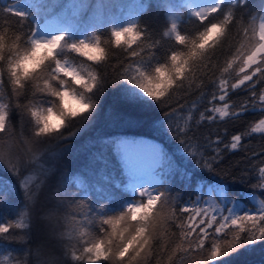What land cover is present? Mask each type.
<instances>
[{
  "label": "snow or ice",
  "instance_id": "obj_1",
  "mask_svg": "<svg viewBox=\"0 0 264 264\" xmlns=\"http://www.w3.org/2000/svg\"><path fill=\"white\" fill-rule=\"evenodd\" d=\"M157 5L166 13L160 32L142 23L151 7L148 0H134L128 6L131 10L119 5V11L105 0H14L0 6L5 20L15 18L9 23L11 35L0 28V89H10L9 102H0V140L12 142L7 151H0V165L16 181L0 176V201L12 196L17 186L25 197V208L15 219L0 221V239L26 243L33 209L50 181L57 184L50 193L55 206L41 212L40 219L59 221V206L88 207L87 212L70 214L77 228L63 255L38 264H60L62 259L68 264H197V257L199 264H215L240 247L264 241V198L249 195L253 202L249 207L230 198L220 184L200 187L202 192L207 188L206 200L173 196L172 181L191 184L192 177L151 140L115 142L119 176L109 170L103 152L93 154L91 163L99 167L88 175L59 176L56 167L44 161L48 152L37 154L35 145L54 135L70 139L78 134L79 128L69 129L67 135L61 131L66 121L92 119L94 98L103 94L109 68L118 76L113 84L128 86L123 89L126 102H154L161 109L164 120L154 130L159 133L166 126L202 171L214 172L225 152L247 151L244 141L253 134L264 140V14L246 15L245 0H216L210 7L199 8L193 0H160ZM186 9H195L190 13V27L185 22ZM109 29V38L102 40L100 34ZM238 91L246 99L229 103L231 94ZM174 96L178 98L169 103ZM49 97L60 99L63 112L55 111V100ZM13 107L21 124L31 125L28 135L22 131L17 137L10 125ZM185 108L187 119L174 127L173 117ZM256 109L257 122L232 134L228 142L205 137L204 145L190 143L194 129L204 122L215 123L217 116L221 121L239 120ZM115 114L130 124L139 123L132 112ZM45 118L46 127L38 129ZM17 144L20 151L14 154ZM200 147L205 150L201 152ZM248 162L250 174L258 173L252 188L264 197V152H253ZM73 187L70 200L67 192ZM61 192L65 195L59 198ZM124 192L134 197L114 212L108 205ZM90 195L96 206L88 201ZM29 256L26 251L23 259H17L9 252L0 264H30Z\"/></svg>",
  "mask_w": 264,
  "mask_h": 264
},
{
  "label": "trees",
  "instance_id": "obj_2",
  "mask_svg": "<svg viewBox=\"0 0 264 264\" xmlns=\"http://www.w3.org/2000/svg\"><path fill=\"white\" fill-rule=\"evenodd\" d=\"M5 0H0V6ZM151 7L143 15L142 23L147 24L154 32H160L166 23V13L163 9L159 8L153 0L149 2ZM247 8L245 9L246 15H261L264 11V0H245ZM3 13H0V28L8 32L9 23H14L15 18H11V21L4 19ZM185 22L190 25V17L185 16ZM258 23V21H257ZM27 30V29H25ZM109 30L102 32L101 39L107 40L109 38ZM107 47V46H106ZM72 61L71 57H66ZM6 79V77H5ZM118 79L116 73L112 69H108V82L103 91V94H97V98H94L96 108L92 119L88 122H84L80 117L71 118L66 121V127L61 129L68 134V130L80 129L77 135L70 139H61L57 136H53L52 139L45 140L43 143L35 145L37 154L42 151H47L48 155L44 156L46 165H53L56 167L57 175H88L89 170H94L95 167H99L97 164L93 166L91 161L94 153L103 152L104 157L109 163V170H115L117 176L120 175L118 157L114 151V144L116 141L135 140L140 137L148 138L153 142L160 144L168 156L177 162L190 177H192L191 184H185L179 179L172 181L170 187L172 189V195L180 194L184 200H195L197 196H203L206 200L207 188L200 191L201 186L207 185H223L227 190L230 198H235L241 204L251 207L253 202L248 200L249 195L255 194L258 198H264L259 196V190L253 189L252 184L257 182L258 173H251V165L248 162V158L252 157L253 152H264V140L260 139V134H253L251 137H247L244 141L247 145V151L240 149L238 151H230L224 153L223 161L215 168L214 172L202 171L196 166L195 162L187 155L184 154V150L175 139L173 134H170L165 128H162L160 132L154 130V127L164 120L163 113L154 102H150L148 105L142 104H129L124 100L123 89L128 87L127 85L115 83L112 81ZM42 83V82H41ZM78 90L77 86H73ZM5 94V103L9 102L8 91L1 89ZM178 97H173L169 103H174ZM49 99H53L49 97ZM191 99H196L192 97ZM246 99L244 92H236L231 94L229 103L235 101L239 104L242 100ZM27 103V101H25ZM190 103V101H189ZM201 110H203L204 102H201ZM50 106V105H47ZM217 106L222 107V104L217 102ZM179 108V105H176ZM118 112H132L136 115L139 123L130 124L122 117L116 115ZM198 115V114H197ZM259 115V109L250 110L244 113L239 120H231L225 118L223 121L217 120L215 123L209 124L204 122L198 129H194L193 135L195 139L190 141L193 147H199L207 143L205 137L211 140L222 139L224 142H228L232 134H239L244 131L250 123L257 122ZM30 119V118H29ZM187 119V108L183 112L177 111L173 117V126L176 124L183 125ZM10 125L14 128L17 137L20 136L23 131L24 135L30 133L31 125L27 121L21 124L19 115L15 108L10 110ZM7 140V138H4ZM111 141L110 144L104 145L102 141ZM12 142L8 144L4 143V140H0V151H7L11 147ZM223 148V144L220 145ZM205 149L200 147V151ZM20 151V146L13 149V153ZM55 154V155H53ZM247 157V158H246ZM258 161L253 160L252 163ZM0 176L5 177L12 183H16L15 178L10 175L5 166L0 167ZM57 187L54 182H49L44 186L43 191L40 193V200L36 208L32 212L31 227L26 233V243H17L14 240H5V244L12 245L11 249H21L22 253L20 257L24 258V253L27 251L30 253V264H38V261H44L50 256H62L63 251L68 247L69 236L74 235L77 226L71 221V215L76 212H87V205L83 208H75L59 206L61 213V219L56 221H47L40 219L41 212L55 206V200L50 199V193ZM75 192L74 187L70 188L67 192L68 198H73ZM65 193L58 194L59 198H62ZM134 195L131 192H124L119 200H114L109 203V208L118 211L120 205L124 201L133 199ZM75 199H80V194L75 195ZM88 201L92 206H96L94 195L88 197ZM10 203L16 209V212L20 213L25 208V197L23 191L17 186L15 193L9 197L7 205ZM11 209V205H10ZM3 214L4 221H7L6 209L0 210ZM67 217V218H65ZM82 218V217H78ZM61 234L64 238L61 239ZM12 235H16L13 233ZM16 255V254H15ZM18 257V255L16 256ZM199 257L196 258L197 264H199ZM60 264H68L66 259H62ZM155 264V261L152 262ZM215 264H264V241H257L255 244L246 245L238 248L235 251L230 252L228 256L220 257Z\"/></svg>",
  "mask_w": 264,
  "mask_h": 264
},
{
  "label": "rangeland",
  "instance_id": "obj_3",
  "mask_svg": "<svg viewBox=\"0 0 264 264\" xmlns=\"http://www.w3.org/2000/svg\"><path fill=\"white\" fill-rule=\"evenodd\" d=\"M151 0H148V2H150ZM155 4H158L160 2V0H153ZM11 2H14V0H5L2 2V5H6L8 3H11ZM60 3H65L66 0H59ZM106 3L108 4H112V5H115L117 6L116 10L119 11V5H123L125 6V9L126 10H131L128 8L129 5H132L134 3V0H105ZM172 2H175V0H172ZM216 2V0H193V3H197V8L199 7H210L212 6L214 3ZM195 9H186L185 10V16H189L190 17V13L191 11H194ZM263 14H264V11H263ZM34 23H36L34 21ZM110 31V29H109ZM72 56H76V54H72ZM86 64L90 65L91 62H87L85 61ZM75 86V85H74ZM79 87V86H77ZM0 97H2V100H0V102H3L5 103L4 101L6 100V97L5 94L1 91L0 89ZM41 107H47V105H41ZM151 161L150 160H146L145 163H150ZM2 165H0L1 167ZM132 193V192H131ZM134 195V193H132ZM91 197V195L89 196ZM9 199V198H8ZM8 199L7 200H4V201H0V210H5L6 209V215H7V221L8 220H12V219H15L17 217V215L19 214L18 212H16V209L14 208V206L10 203L11 205V209H10V205H7L6 203L8 202ZM240 203V202H239ZM241 204V203H240ZM0 221H4V218H3V214L0 212ZM11 247H13L12 245H6L5 244V240L4 239H0V262L3 261V257L5 255H7L9 252L12 253V256L14 258H17V259H22L20 257V254L22 253V250L21 249H11ZM16 254V255H15ZM18 255V257H16Z\"/></svg>",
  "mask_w": 264,
  "mask_h": 264
},
{
  "label": "clouds",
  "instance_id": "obj_4",
  "mask_svg": "<svg viewBox=\"0 0 264 264\" xmlns=\"http://www.w3.org/2000/svg\"><path fill=\"white\" fill-rule=\"evenodd\" d=\"M4 67H5V70H7V64H5ZM53 99L55 100V105H56L55 111L63 112V107L61 105L60 99L56 97H53ZM47 107H51V105ZM46 123H47V118H45V120H43L39 125H37V128L39 129V128L46 127Z\"/></svg>",
  "mask_w": 264,
  "mask_h": 264
}]
</instances>
